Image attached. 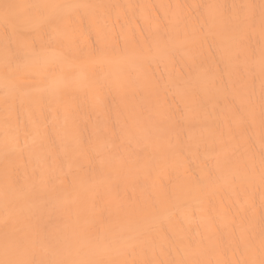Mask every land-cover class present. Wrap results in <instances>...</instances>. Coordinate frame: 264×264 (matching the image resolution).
Wrapping results in <instances>:
<instances>
[{
	"label": "bare ground",
	"instance_id": "1",
	"mask_svg": "<svg viewBox=\"0 0 264 264\" xmlns=\"http://www.w3.org/2000/svg\"><path fill=\"white\" fill-rule=\"evenodd\" d=\"M260 10L0 0V261L258 264Z\"/></svg>",
	"mask_w": 264,
	"mask_h": 264
},
{
	"label": "snow or ice",
	"instance_id": "2",
	"mask_svg": "<svg viewBox=\"0 0 264 264\" xmlns=\"http://www.w3.org/2000/svg\"><path fill=\"white\" fill-rule=\"evenodd\" d=\"M49 5H17V4H5L3 5L4 9V19L8 23H12L14 26L16 24H27L31 20V10L34 8H47ZM243 23L252 27L254 21L250 17H246ZM260 25L262 33H264V0H261V10H260ZM61 37H67L69 33L61 32L58 34ZM33 52L35 51V45L31 46ZM264 99V97H262ZM262 121H264V110L261 113ZM23 243V242H21ZM262 253H264V237L261 241ZM0 264H67L65 261H35V260H5L0 261ZM144 264H155L153 261H145ZM248 264H257L255 261L248 262ZM258 264H264V258H262Z\"/></svg>",
	"mask_w": 264,
	"mask_h": 264
}]
</instances>
